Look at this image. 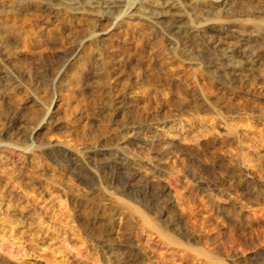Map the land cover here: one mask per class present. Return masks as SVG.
<instances>
[{"label":"rangeland","instance_id":"obj_1","mask_svg":"<svg viewBox=\"0 0 264 264\" xmlns=\"http://www.w3.org/2000/svg\"><path fill=\"white\" fill-rule=\"evenodd\" d=\"M104 1L0 0L4 113L16 104L23 116L38 113L36 123L21 118L18 128L27 132L50 107L65 124L42 131L32 149H24L31 142L23 136L21 148L0 153V264H264V46L247 21L263 20L264 5H248L244 15L243 0H227L219 21L192 17L210 71L235 44L263 52L232 94L187 57L149 67L127 45L126 0ZM114 22L113 34L99 35ZM180 41L184 54L195 51ZM133 131H146L140 140L149 145H131ZM111 151L131 158L148 181L132 185L131 164L101 166ZM13 165L21 170L12 172Z\"/></svg>","mask_w":264,"mask_h":264},{"label":"bare ground","instance_id":"obj_2","mask_svg":"<svg viewBox=\"0 0 264 264\" xmlns=\"http://www.w3.org/2000/svg\"><path fill=\"white\" fill-rule=\"evenodd\" d=\"M104 1V0H103ZM107 4L119 6L121 5L122 0H105ZM128 7V12L122 17V25L126 26L127 39L129 43H127L129 49L131 50H140L142 51L141 55L144 59V63L148 64L149 67L154 65L155 59L162 62L163 67H168L172 63H181L183 58L187 57L189 60H195L198 64V73L207 79L210 84L219 85L225 90L231 92L232 94L235 91H238L242 85H245L247 82V76L245 74V70L254 60H258L263 52L258 51H247V49L243 48L242 44H235L231 46L227 52L220 54V56H216L219 59H216V71H210L207 68L206 61L201 58V54L205 52V49L201 46V42L199 39L200 34V25L193 22L192 17L194 14H198L200 16H204L209 18V20L219 21L223 17V15L227 14L229 9L226 8L227 0H126ZM223 3V6H222ZM222 6L220 12H217L216 9ZM248 5H264V0H243L240 3L239 10L241 14L246 13V11L242 12ZM238 9L236 11H239ZM246 15V14H244ZM208 20V19H207ZM101 21H104L103 18ZM239 26H243L245 20H235ZM256 26V28L263 34L261 38L262 47L264 46V19L260 21H251L247 20ZM118 23L114 22L111 26H108L104 29H101L99 35L102 37H106L109 34H113L115 32V26ZM205 30L208 33L212 34L215 37H221L222 31L220 29L206 26ZM185 38L190 42L191 46L195 50L191 54H184V51L181 49V41L180 38ZM167 40L171 41V45H167ZM149 49V52L146 50ZM197 52V53H196ZM153 55V56H152ZM186 59V60H187ZM221 59L227 61V66L221 63ZM219 60V61H217ZM132 61V60H131ZM138 63V62H137ZM151 65V66H150ZM248 68V69H249ZM247 69V70H248ZM251 73L249 76L252 77L253 71L250 69ZM169 82L176 87L177 92L185 91L187 92V88L181 84L176 83L173 78H168ZM195 91V89L193 88ZM244 94L250 95L247 90L242 91ZM180 95V94H179ZM6 97H0V153L10 152L11 150H17L21 148L18 141H21V138L24 136L27 140L25 142H31L30 145L26 146L24 149H32L33 143L35 140L39 142V136L44 130H49L50 128L54 129H63L65 128V124L59 121L56 118V110L53 108H46L44 110L43 122L39 125H36L31 131L27 132L26 129L20 130L18 127L25 120L26 124L36 123L39 117L38 113L34 111L29 115L23 116L21 115L22 105L16 104L15 106H11L9 112L4 113L2 106L6 101ZM12 99V98H11ZM9 99V100H11ZM15 100V99H13ZM28 105H35L37 102L33 98H28ZM17 101V100H15ZM39 104V103H38ZM37 104V105H38ZM41 105V104H40ZM185 105H182L183 108ZM31 107V106H28ZM5 114H8L5 116ZM21 118H24L21 119ZM2 125V126H1ZM147 131V129H146ZM146 131L139 134L137 131H133L130 135V144L135 145L137 142H141L143 145H149L145 139L140 140L141 137L145 138ZM116 134V133H114ZM143 139V138H142ZM33 141V143H32ZM157 141L161 142L163 139H157ZM40 146H46L42 142H40ZM56 148L62 149V146L56 145ZM65 154H71L72 151L68 149L60 150ZM110 156L101 162V166H110L114 161H121L120 164L122 166H127V164H131L132 173L130 177V181L133 185L134 182L141 181L142 183L148 181V175L142 174L136 167L131 158L129 161L123 159L121 157L119 151H111L109 152ZM7 157V156H4ZM76 162L82 167L83 166V158L78 155L75 158ZM124 161V162H122ZM21 169L13 165L11 167V171L16 173ZM248 172V168L245 167L241 170V174H245ZM10 175V173H9ZM13 176L10 175V179ZM157 188L159 186V182L152 181ZM154 186V185H153ZM162 191H165V186H162ZM0 204L2 203V196H0ZM124 205H127L129 210L132 213H138L143 218H149L147 213L144 212L140 207L127 204L125 201H121ZM32 213V212H31ZM16 217L18 216L15 215ZM153 225L155 227L158 221L153 218ZM172 241L176 242L175 238L167 235Z\"/></svg>","mask_w":264,"mask_h":264}]
</instances>
